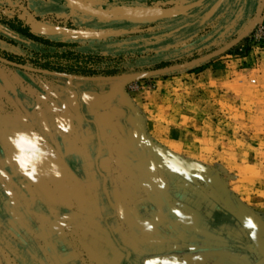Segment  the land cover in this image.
<instances>
[{"label":"rangeland","instance_id":"rangeland-1","mask_svg":"<svg viewBox=\"0 0 264 264\" xmlns=\"http://www.w3.org/2000/svg\"><path fill=\"white\" fill-rule=\"evenodd\" d=\"M83 1L98 10H107L116 6L178 8L198 0ZM218 1L220 0H204L196 8L200 7V11H206L207 15ZM224 1L210 18L214 17L207 30L210 37L192 55L181 57L179 61L175 59L171 65L205 56L231 42L251 21L259 2L232 0L223 5ZM192 10L152 23L108 22L81 12L72 13L66 0H0V41H19L17 50L27 56L34 50H40L22 45L23 39L10 28L12 22H20L31 31L36 22H42L84 31L143 30L135 34L151 35L184 25L192 18L189 15ZM95 22L105 24L93 26ZM257 27L264 28L263 19L248 37L234 47L231 54L218 56L204 63V67L198 70L188 71L199 66L130 81L122 86H118L117 82L81 80H73L69 84L66 78L33 73L0 62V195L5 192L4 200L16 212H19L18 207L27 208L29 201L33 204L38 200L45 212L30 211L29 222L25 220L24 224L29 228H37L41 237L46 240H50L49 236L55 230H60L55 234L64 236L61 230L64 224H61L60 219L63 216L55 210L51 211V204H45L34 194L32 185L27 182L24 171L13 157L19 155L23 159L24 155L17 146L25 143L36 148L40 156L48 157L55 150L58 157L67 160V164L76 163V159L66 150L69 147L73 148L72 151L78 149L68 142L70 138H66L50 108L59 94L67 88L80 97L89 93L113 96L114 109L134 116L143 129L142 134L148 146H152L151 151L163 158L169 169L179 170L184 176L196 179L203 187L210 189L228 210L236 214L238 209L247 224L264 235V40L256 41L251 36ZM106 39L78 40L87 41L80 43L79 48L84 51H99V46ZM183 45H175L173 49ZM240 46L244 48L243 54L238 53ZM159 54V51H156L155 56L142 52L128 57L127 60L132 63L127 64L129 69L122 74L159 69L156 64L165 58ZM252 80L256 82L252 83ZM79 105L77 100H73L72 131L76 130L78 136L90 139L92 134L87 132H91L93 128L90 118L93 111L88 104L83 108H78ZM86 151V155L83 153L84 158L90 162V150ZM46 162L36 161L29 168L36 167V173L38 170L43 173L44 168H47ZM210 181L222 190L221 194L224 193L227 200H223L213 190ZM38 243L46 264H62L52 247L49 252L42 241L38 240ZM2 254L5 255L6 252L0 249V256Z\"/></svg>","mask_w":264,"mask_h":264},{"label":"crops","instance_id":"crops-1","mask_svg":"<svg viewBox=\"0 0 264 264\" xmlns=\"http://www.w3.org/2000/svg\"><path fill=\"white\" fill-rule=\"evenodd\" d=\"M75 93L65 88L50 106L66 138L72 139L68 142L78 149L77 153L71 147L66 150L76 159L75 164H67L55 150L43 157L25 143L17 149L24 155L20 159L28 170L36 161L48 162L43 173L39 170L35 173V178L25 172L24 175L34 194L45 204H51V211L63 216L61 230L77 261L81 264H264V235L254 226L247 227L254 238L248 244L232 245L231 250L210 233L198 230L194 205L183 203L179 190L174 196L168 192L169 175L176 174L177 188L184 187L186 191L196 185L205 191L208 200L221 202L196 179L169 169L163 158L153 154L141 125L133 115L114 109L113 96L89 93L80 97ZM73 100L80 104L78 108L88 104L93 111L90 116L93 128L87 132L92 134L90 139L72 131ZM86 150H90V162L84 158ZM107 155L109 166H103ZM187 232L205 236L209 244L186 248L179 241Z\"/></svg>","mask_w":264,"mask_h":264},{"label":"trees","instance_id":"trees-1","mask_svg":"<svg viewBox=\"0 0 264 264\" xmlns=\"http://www.w3.org/2000/svg\"><path fill=\"white\" fill-rule=\"evenodd\" d=\"M231 1L225 0L223 5ZM200 10V7L192 10L189 14L192 18L179 28L151 35L142 33L106 39L105 43L99 46V51L80 50L79 44L87 41L64 39L61 36H40L32 33L28 28H23L21 24L16 25L12 22L10 27L23 39L22 45L38 49L40 52L34 50L30 55L25 56L17 50L19 41L1 40L0 56L14 62L55 72L78 76H115L128 71L127 64L131 62L127 60L128 57L142 54V52L155 56L156 51H159L165 58H162L156 65L158 68L165 67L175 62V59L179 61L181 57L192 55L210 37L211 34L207 30L214 17L207 21L205 20L207 12ZM103 24L105 23L95 22L92 25L101 26ZM182 43L183 46L173 49V46ZM234 50L235 48L229 50L227 54H231ZM106 52L108 54H105ZM204 65L188 71L193 72Z\"/></svg>","mask_w":264,"mask_h":264},{"label":"flooded vegetation","instance_id":"flooded-vegetation-1","mask_svg":"<svg viewBox=\"0 0 264 264\" xmlns=\"http://www.w3.org/2000/svg\"><path fill=\"white\" fill-rule=\"evenodd\" d=\"M13 23L16 25L21 24L23 28H28L20 22L16 21ZM28 30L30 29L28 28ZM14 33L18 35L15 31ZM109 158L110 156L107 155V158L103 159V166L108 165L107 162H110ZM175 177L176 174L169 175L168 192L171 196H174L177 190H179L182 195V199L180 200L185 204L194 205V210L198 214L196 224L198 230L210 233L214 238L226 244V248L230 250L232 249V245L248 244V241L254 238L253 233L247 229L248 224L245 217H243L238 209H236L238 213L234 214L214 199L209 198L208 200L205 191L196 185H193V187L186 191H184L186 189L184 187L177 188ZM210 182L213 190L221 195L220 197L223 200H227L226 195L224 193L221 194L222 190L212 183V181ZM4 195L5 192L0 195V200L2 201L0 203V249H3L6 254L0 256L1 264H46L38 240L43 242L49 252H51L52 247L56 253L55 255L61 258L62 264H81L80 261L75 259L71 247L67 242L68 240L64 236L51 233L49 237L52 242H50L49 238L46 240L45 237H41L37 228H29L25 225V220L29 222V217H31L30 211L45 212L38 200H35L33 204L29 201V207H18L17 210L19 212H16L14 207L4 200L6 199ZM184 195L186 198H183ZM184 235L185 237L183 239L180 238L179 242L183 246L185 245L186 248L188 246L203 245L204 243L209 244L205 236H201L200 234L187 232Z\"/></svg>","mask_w":264,"mask_h":264},{"label":"water","instance_id":"water-1","mask_svg":"<svg viewBox=\"0 0 264 264\" xmlns=\"http://www.w3.org/2000/svg\"><path fill=\"white\" fill-rule=\"evenodd\" d=\"M69 4L71 12H81L101 21L108 22H132V23H152L163 19L174 18L182 14H186L192 9L200 6L204 0H198L190 5L183 7H158V6H116L107 10H98L83 0H66ZM223 0L218 1L213 8L208 12L205 20L210 19L218 10ZM264 13V0H259L255 15L243 28L242 32L231 42L222 48L213 51L205 56L186 61L176 65H170L163 68L115 76H78L73 74L55 72L45 69H40L32 66H27L18 62L11 61L3 56H0V62L8 66H12L21 70L46 74L61 78H66L69 84L73 80L81 81H102V82H117L118 86L127 84L130 81L142 80L161 76L177 71L188 70L200 66L218 56L227 53L229 50L240 44L246 37H248L255 27L260 23ZM143 30L132 31H84L72 28H65L55 25H50L42 22H36L33 26L32 33L42 36H65L77 40H102L111 37H117L126 34H135Z\"/></svg>","mask_w":264,"mask_h":264},{"label":"clouds","instance_id":"clouds-1","mask_svg":"<svg viewBox=\"0 0 264 264\" xmlns=\"http://www.w3.org/2000/svg\"><path fill=\"white\" fill-rule=\"evenodd\" d=\"M66 130H67V129H65V131H66ZM13 159L16 160V162H17L19 168H20L22 171H24L26 175H29V176H32L33 178H35V173H36V170H37L36 167H32L31 170H28V166L26 165L25 162H23V161L20 159L19 155L14 156ZM56 175L58 176L59 173L57 172ZM147 227L150 229V228H151V225L149 224V225H147Z\"/></svg>","mask_w":264,"mask_h":264},{"label":"built area","instance_id":"built-area-1","mask_svg":"<svg viewBox=\"0 0 264 264\" xmlns=\"http://www.w3.org/2000/svg\"><path fill=\"white\" fill-rule=\"evenodd\" d=\"M251 36L254 37L256 41L264 40V28L257 27V29L254 31V33ZM238 53L239 54L244 53L243 46L238 47ZM255 82H256L255 80H252V83H255Z\"/></svg>","mask_w":264,"mask_h":264}]
</instances>
